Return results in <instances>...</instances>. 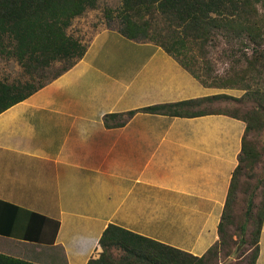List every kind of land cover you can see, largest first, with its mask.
I'll list each match as a JSON object with an SVG mask.
<instances>
[{
    "label": "crops",
    "instance_id": "crops-1",
    "mask_svg": "<svg viewBox=\"0 0 264 264\" xmlns=\"http://www.w3.org/2000/svg\"><path fill=\"white\" fill-rule=\"evenodd\" d=\"M219 93L153 42L98 33L72 68L0 114V232L14 235L0 239L15 244L0 251L87 264L111 223L204 255L220 239L247 123L138 111L108 128L104 116ZM33 213L50 219L40 232L53 243L15 237Z\"/></svg>",
    "mask_w": 264,
    "mask_h": 264
},
{
    "label": "trees",
    "instance_id": "trees-1",
    "mask_svg": "<svg viewBox=\"0 0 264 264\" xmlns=\"http://www.w3.org/2000/svg\"><path fill=\"white\" fill-rule=\"evenodd\" d=\"M97 3L98 0H0V55L10 53L30 75V79L25 82H8L0 79V114L61 76L85 56L89 45L83 44L69 34L67 29L76 17L88 9L97 7ZM118 15L123 23L120 32L124 36L153 42L162 47L206 86L242 89L245 93L242 98L219 93L180 102L155 104L127 112L110 113L104 116L106 127L124 126L138 111L188 117L227 113L243 119L247 126L242 150L238 156L239 163L232 175L219 224L221 240L214 243L204 255H193L110 223L87 264H212L218 257L220 243L230 246L226 241L228 234L225 235V227L226 224L233 223L231 212L240 176L245 168L243 163L246 160L251 163L256 154L246 139L247 132L251 130L248 118L229 112L206 111L195 107L208 101L223 99L241 102L257 99L264 105V92L260 87L254 88L252 85L262 83L261 74L251 77L249 82L243 78L244 75H239L237 83L240 80L242 82L239 87L221 84L219 80L223 78L219 76L209 83L212 76L208 79L202 78L196 68L198 66L195 59L189 56V45L209 43L211 40L216 45L215 41L221 36L230 42L237 41L239 45L251 48L252 54L247 57L252 67L261 63L264 57V0H121ZM57 61L65 62V65L52 77L43 79L45 71ZM33 215L30 221H27L24 237H15L53 243L54 237L50 241H44L42 236L45 232H40L41 229L47 230V225H50L46 221L50 219L35 213ZM41 218L45 221H41ZM246 218L247 221L252 220L255 226L249 242L252 254L248 264H256L264 224V196L259 204L250 199ZM27 251L30 254L34 252L30 249ZM0 264L39 263L0 251Z\"/></svg>",
    "mask_w": 264,
    "mask_h": 264
},
{
    "label": "rangeland",
    "instance_id": "rangeland-1",
    "mask_svg": "<svg viewBox=\"0 0 264 264\" xmlns=\"http://www.w3.org/2000/svg\"><path fill=\"white\" fill-rule=\"evenodd\" d=\"M120 5L121 0H98L97 7L88 9L84 14L76 17L72 25L68 27L67 32L83 44L90 46L98 33L107 29L120 31L123 26L118 15ZM108 12L111 13L108 14ZM215 42L216 45L212 40L209 43L189 45V56L195 59L198 66L196 68L202 78L208 79L212 76L209 79V83H211L216 76H219L223 78V80H219L221 84L239 87L242 84L241 80L237 83L239 75H244L243 78L249 82L251 77L261 74L262 83L259 85L252 83V85L254 88L260 87L261 91L264 92V57H262L261 63L252 67L249 57H247L252 54L251 48L239 45L237 41L230 42L221 36ZM64 65L65 62L63 61L55 62L45 71L43 79L52 77ZM0 79L8 82H25L30 79V75L16 58L11 57L10 53H5L0 55ZM218 89L236 98H242L245 93L244 90L236 88ZM262 108L264 109L262 101L257 99L244 100L243 102L235 99H223L208 101L199 107H195V109H205L206 111L229 112L248 118L251 123V130L247 132L246 139L251 150L256 154V157L250 161L251 163H248V160L243 163L245 168L240 176L237 196L231 212L233 223L230 222L225 227V235L228 234L226 241L229 242L227 244L230 246L221 242L218 247V257L214 259L212 264H248L251 259L252 249L249 242L255 226L252 220L247 221L246 213L251 198L259 204L264 196V115H262ZM14 246L13 241L0 239V247H6L9 250ZM28 249L34 251L33 253H42L40 248L34 246H29ZM37 261L39 264H44L41 260L37 259Z\"/></svg>",
    "mask_w": 264,
    "mask_h": 264
}]
</instances>
